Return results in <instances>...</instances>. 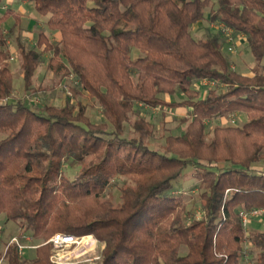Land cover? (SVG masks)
<instances>
[{
  "label": "trees",
  "instance_id": "16d2710c",
  "mask_svg": "<svg viewBox=\"0 0 264 264\" xmlns=\"http://www.w3.org/2000/svg\"><path fill=\"white\" fill-rule=\"evenodd\" d=\"M19 1L32 2L59 35L47 70L72 75L73 95L86 94L103 120L91 122L82 104L36 107L11 97L7 37L0 35V215L35 243L56 233L91 236L103 245L97 264H264V229L247 237L238 216L264 210V166H255L264 163V0ZM206 10L209 24L243 36L251 73L232 70L218 35L192 37ZM11 12L0 14V25ZM16 42L23 96L31 97L39 92L32 88L42 61L37 48L45 52L47 40L39 33L35 47ZM202 79L219 90L200 88ZM144 108L188 109L184 132L150 149ZM235 114L244 124L218 125L206 141L205 123ZM131 115L137 119L126 137ZM72 165L79 169L68 179L62 170ZM188 166L199 216L172 191ZM117 177L130 185L119 187L114 204L104 195ZM50 252L43 245L20 259L9 246L4 264H51Z\"/></svg>",
  "mask_w": 264,
  "mask_h": 264
},
{
  "label": "rangeland",
  "instance_id": "374dc122",
  "mask_svg": "<svg viewBox=\"0 0 264 264\" xmlns=\"http://www.w3.org/2000/svg\"><path fill=\"white\" fill-rule=\"evenodd\" d=\"M2 6L8 8L12 12L9 15V19L0 25V35L6 36L5 47L6 54L8 58L12 54L15 56L14 61L9 62L6 60L9 68L12 72V95L13 98H24L27 102H35L36 107H42L44 104H53L55 107H60L68 103L71 106H76L82 104L85 107L86 116L93 123H101L102 116L100 108L93 102L92 99L88 98L86 94H80L77 96L73 95L72 90L77 86L76 80L72 75L64 79H60V76H53L47 70V61L53 53L54 46L58 41L59 35L50 32L46 26L45 22L48 17H40L36 14L34 9V4L32 2H24L19 0H2L0 5V14L4 13ZM15 13V14H14ZM208 13L209 10L205 11L204 20L194 25L191 29V35L196 40H204L209 36L218 35L223 42L224 38L214 24L208 23ZM43 33L47 40L48 49L44 52V46L38 47L37 50L42 52V61L37 69L36 75L32 79L33 90H39V92L31 97H24L23 82L21 78L20 70V60L17 53V42L19 39L22 44L27 48L35 47L37 41V35ZM231 48L232 51L228 52ZM223 52L227 53L232 60V70L240 74H249L254 66V61L250 54L248 53L244 39L242 36H233V42L223 45ZM237 54H244V57L239 58ZM137 52L133 50L131 54V59H134ZM264 66V59L262 61ZM70 68H68V71ZM69 73V72H68ZM133 82L136 81V75L132 76ZM195 90V87H192ZM216 90H219L217 88ZM203 91V90H202ZM204 96V92L201 93ZM168 102L178 101L175 97H166ZM142 109V108H141ZM140 109L139 116H142L145 120L152 123V138L147 143L150 149H160L163 145L164 138L170 134L180 135L184 132L186 123L183 120L187 116L188 109L176 108L175 110L163 109L161 110H149ZM138 112V111H137ZM137 119L136 116H130L129 122L124 124V136L130 137L133 135L132 123ZM233 120V123H231ZM246 121V118L241 115H232L226 120H214L210 123H205V135L206 141H210L212 138V132L216 126H228L230 124H235L236 126H241ZM120 154L124 153V150L119 151ZM257 169H262L264 163H259L255 165ZM78 166H65L63 168V175L68 179H73L78 172ZM194 169L193 166H188L180 175V177L172 183V191L178 193V196L183 200L187 206V211H191L192 214L199 216V192L196 190L195 181L193 180ZM130 185V181L123 177H117L113 179L111 187L107 190L104 195L105 199L111 200L114 204L119 201V187ZM264 228V215L256 216L249 220L247 227L245 228L247 237L251 236L254 232L260 231ZM22 233L15 224L7 222L4 215H0V264H4L5 261L3 256L6 252L7 247L10 245V241L13 238H18ZM24 234V233H22ZM25 235V234H24ZM51 238V237H50ZM49 238V239H50ZM48 239V240H49ZM47 240V241H48ZM32 241V240H31ZM43 241L39 243L30 242V245L38 248L39 246L48 245ZM24 244V242H22ZM96 247L100 249L101 244L96 243ZM26 245V244H25ZM50 246V245H49ZM247 246V245H246ZM248 247V246H247ZM51 248V247H50ZM35 249L24 250L20 259H31L34 257ZM51 254V252H50Z\"/></svg>",
  "mask_w": 264,
  "mask_h": 264
},
{
  "label": "built area",
  "instance_id": "2783aa9c",
  "mask_svg": "<svg viewBox=\"0 0 264 264\" xmlns=\"http://www.w3.org/2000/svg\"><path fill=\"white\" fill-rule=\"evenodd\" d=\"M1 9L6 10V7L3 6ZM217 28L221 32L225 42L231 44L233 42L232 30L227 29L221 24L218 25ZM231 51L232 49L229 48L228 52ZM14 58L15 56L11 54L8 61L12 62L14 61ZM198 84L199 87L203 89H215L220 87L216 82L205 79L200 80ZM32 103L35 104V102ZM231 123H233V120H231ZM261 215H264V210H240L238 212L243 228L247 227L250 219ZM31 240L32 239L29 236L21 233L18 238L11 239L10 245L15 246L17 255L21 256L24 250L36 249V247L30 245V242H32ZM22 242H24V244ZM46 244L51 247V254L49 256V262L51 264H97L101 261L100 252L103 249V245L98 249L95 240L91 236L75 237L56 233L51 236Z\"/></svg>",
  "mask_w": 264,
  "mask_h": 264
},
{
  "label": "crops",
  "instance_id": "0c3cea01",
  "mask_svg": "<svg viewBox=\"0 0 264 264\" xmlns=\"http://www.w3.org/2000/svg\"><path fill=\"white\" fill-rule=\"evenodd\" d=\"M15 14V13H14ZM238 55V57L239 58H241V57H244V54H237ZM253 68V67H252ZM251 73V72H250ZM60 106H62V103L61 104H59ZM264 229V228H263ZM263 229H261V230H263Z\"/></svg>",
  "mask_w": 264,
  "mask_h": 264
}]
</instances>
